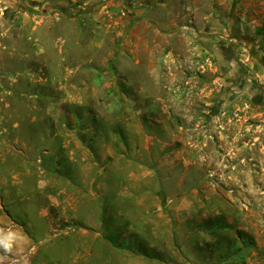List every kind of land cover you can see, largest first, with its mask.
<instances>
[{"label": "rangeland", "instance_id": "obj_1", "mask_svg": "<svg viewBox=\"0 0 264 264\" xmlns=\"http://www.w3.org/2000/svg\"><path fill=\"white\" fill-rule=\"evenodd\" d=\"M65 1L89 16L95 8L109 10L123 35L107 34L117 45L130 36L137 59L142 57L136 70L162 67L167 78L163 84L150 81L155 93L144 94L147 106L161 108L118 109L122 95L112 84L97 97L108 103L114 91L116 108L80 111L74 107L78 79L71 77L64 85L70 119L65 126L58 110L48 117V111L33 108L43 98L58 102L51 92L41 97L39 88L62 86V73L40 81L24 77L28 84L21 79L13 87L14 75L5 72L0 78L4 264H264V102L240 100L226 108L215 59L205 52L202 60L194 55L196 67L183 63L203 25L234 14L237 5L247 9L252 36L263 50L264 0ZM150 2L163 26L148 23L147 12L134 13ZM182 23L193 24L197 35L181 32ZM172 40L183 60L178 67L177 59L161 66L155 59ZM126 117L132 122L128 135ZM79 134L88 142L79 143Z\"/></svg>", "mask_w": 264, "mask_h": 264}, {"label": "crops", "instance_id": "obj_2", "mask_svg": "<svg viewBox=\"0 0 264 264\" xmlns=\"http://www.w3.org/2000/svg\"><path fill=\"white\" fill-rule=\"evenodd\" d=\"M115 3L120 4L119 0ZM4 10L9 14L6 20L3 16ZM95 10L90 16L86 15L82 6H79L78 11H74L65 0H0V78L5 77V72H11L14 75L11 85L16 84L18 87L24 77L37 76L40 81L53 78L56 73H62L60 76V79H63V84L60 83L62 86L50 83L46 90L44 89L46 84L39 88L41 97L46 95L45 92H51L53 94L51 96H59L58 102L50 101L52 98H43L35 102L33 108L48 111V117L53 116V110H58L65 119L64 123L61 122L65 126L70 120L65 118L66 110L69 108L64 86L67 78L78 79L74 84L78 94L74 107L80 111L116 108L118 102L113 100L114 91L122 95L118 109L131 111L135 107L151 111L152 108L156 109L159 106L158 104L147 106L145 102L144 94L155 93L150 90L149 82L163 84V80L167 78L158 64L147 69L149 73H144L141 66L136 70V63L142 62V57L137 59L130 36L127 39L124 37L120 44H115L113 37H109L111 34L107 33L116 30L117 34L123 35V30L117 29L109 18L111 16L109 10L104 11V8ZM156 11L159 9L150 2L145 8L135 9L134 13L147 12L146 16H151L147 19L148 23L163 26ZM246 12V8L237 5L235 15L223 14L215 20L210 19L201 28L202 35L195 37V41L187 46L186 50L191 55H185L183 58L186 59L183 63H190L191 68L196 67L194 64L198 62L195 60L196 56L202 60L206 57L205 52L215 59L220 70L216 80L220 85H224L220 100L229 99L225 104L226 108H231L240 100L264 102V49L259 50V38L252 36L255 30L252 26L254 22L248 20ZM188 40L193 41V38ZM166 46L167 48L160 50L155 60L163 66L164 63L177 59L174 66L178 67L183 59L173 50L174 41ZM116 80L118 85H115ZM24 84H28V80H24ZM112 84L115 89L111 91L109 102L102 103L103 101L97 97L98 92L109 90ZM87 95L92 96V102H88ZM136 95H142V99L139 97L138 101ZM157 99L156 96L154 100ZM26 104L30 108L29 103ZM95 116L97 118L96 113ZM79 120L81 122V118ZM92 121L97 123L95 118ZM131 123L128 117L122 121L124 135H128ZM162 124L163 122L159 125ZM81 131L83 130L80 127L78 133ZM96 131L94 128L93 133ZM64 135L67 136L66 131ZM78 137L82 145L88 142L82 134ZM207 138L206 132L203 131L202 139L206 141Z\"/></svg>", "mask_w": 264, "mask_h": 264}, {"label": "built area", "instance_id": "obj_3", "mask_svg": "<svg viewBox=\"0 0 264 264\" xmlns=\"http://www.w3.org/2000/svg\"><path fill=\"white\" fill-rule=\"evenodd\" d=\"M120 15L124 16L125 15V11L124 10H121L120 11ZM179 30L183 33H188V34H191V35H197L198 31H197V28L191 24V23H182L180 24L179 26Z\"/></svg>", "mask_w": 264, "mask_h": 264}, {"label": "bare ground", "instance_id": "obj_4", "mask_svg": "<svg viewBox=\"0 0 264 264\" xmlns=\"http://www.w3.org/2000/svg\"><path fill=\"white\" fill-rule=\"evenodd\" d=\"M4 250H3V248L0 246V264H4V262L6 263L7 261H6V257L4 256V252H3ZM8 254H10V253H8ZM13 264H17V261H15Z\"/></svg>", "mask_w": 264, "mask_h": 264}]
</instances>
